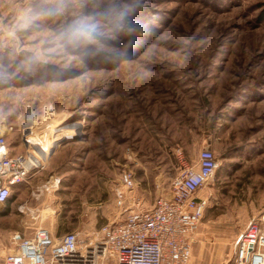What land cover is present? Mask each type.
<instances>
[{
    "label": "rangeland",
    "instance_id": "374dc122",
    "mask_svg": "<svg viewBox=\"0 0 264 264\" xmlns=\"http://www.w3.org/2000/svg\"><path fill=\"white\" fill-rule=\"evenodd\" d=\"M3 132L13 154L25 136L52 151L14 222L90 243L212 149L190 264H232L264 213V0H0Z\"/></svg>",
    "mask_w": 264,
    "mask_h": 264
},
{
    "label": "built area",
    "instance_id": "2783aa9c",
    "mask_svg": "<svg viewBox=\"0 0 264 264\" xmlns=\"http://www.w3.org/2000/svg\"><path fill=\"white\" fill-rule=\"evenodd\" d=\"M80 129L78 124L74 132ZM26 138L25 151L13 154L6 133L0 134V205L11 197L13 187L28 183L46 167L49 156ZM216 169L214 152L203 148L194 163L179 168L151 207L141 208L131 199L123 220L102 226L97 241L87 242L75 232L55 237L42 227L28 237L14 232L0 264H102L108 256L114 264H190L194 235L208 202L201 191ZM120 181L126 190L134 186L128 170ZM126 202L125 197L117 199L120 208ZM232 264H264V213L240 233Z\"/></svg>",
    "mask_w": 264,
    "mask_h": 264
},
{
    "label": "crops",
    "instance_id": "0c3cea01",
    "mask_svg": "<svg viewBox=\"0 0 264 264\" xmlns=\"http://www.w3.org/2000/svg\"><path fill=\"white\" fill-rule=\"evenodd\" d=\"M21 185H17L13 187L12 192L16 190H20ZM11 198V197H10ZM10 198L6 201V203L0 205V246L8 240L10 242V235L12 232H19L22 235L28 237L32 234L35 225H22L20 223L14 222L15 218L18 217L19 214H22L23 206H11L7 207L6 204L9 203ZM52 235L56 236L52 231H49ZM62 235H58L61 237ZM57 237V236H56ZM6 251L0 253V258L4 256Z\"/></svg>",
    "mask_w": 264,
    "mask_h": 264
},
{
    "label": "bare ground",
    "instance_id": "6f19581e",
    "mask_svg": "<svg viewBox=\"0 0 264 264\" xmlns=\"http://www.w3.org/2000/svg\"><path fill=\"white\" fill-rule=\"evenodd\" d=\"M67 132H68V131H67ZM70 135H72L71 132H70L69 135H67V136H70ZM61 136H63V135H61ZM63 137H64V136H63ZM65 137H66V136H65ZM33 146H34V147H35V146L37 147V145L34 144V143H33ZM49 146H50V145H49ZM52 146H53V145H52ZM49 148H50V147H48V149H49ZM39 151H40V150H39ZM42 152H43V151H42ZM50 153H51V149L49 150V154H50ZM49 154H48V155H49Z\"/></svg>",
    "mask_w": 264,
    "mask_h": 264
},
{
    "label": "water",
    "instance_id": "95a60500",
    "mask_svg": "<svg viewBox=\"0 0 264 264\" xmlns=\"http://www.w3.org/2000/svg\"><path fill=\"white\" fill-rule=\"evenodd\" d=\"M28 124V123H27ZM52 152V151H51Z\"/></svg>",
    "mask_w": 264,
    "mask_h": 264
}]
</instances>
